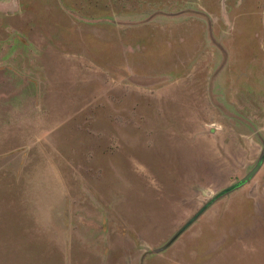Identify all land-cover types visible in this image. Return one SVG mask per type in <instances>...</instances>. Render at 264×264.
Returning a JSON list of instances; mask_svg holds the SVG:
<instances>
[{"label":"rangeland","instance_id":"obj_1","mask_svg":"<svg viewBox=\"0 0 264 264\" xmlns=\"http://www.w3.org/2000/svg\"><path fill=\"white\" fill-rule=\"evenodd\" d=\"M262 157L264 0H0V264H264Z\"/></svg>","mask_w":264,"mask_h":264},{"label":"water","instance_id":"obj_2","mask_svg":"<svg viewBox=\"0 0 264 264\" xmlns=\"http://www.w3.org/2000/svg\"><path fill=\"white\" fill-rule=\"evenodd\" d=\"M264 163V157H262L260 160H259V162L257 163V165L255 166V168L243 179V180H241L239 183H237L235 186H233V187H231V188H229L228 190H226V191H224V192H222L221 194H220V196H223V195H225V194H227V193H229V192H231V191H233V190H235V189H237V188H239V187H241V186H243L244 184H246L247 182H249L256 174H257V172L261 169V167H262V164ZM205 209V208H204ZM203 209V210H204ZM202 210V211H203ZM192 222H193V220H192Z\"/></svg>","mask_w":264,"mask_h":264}]
</instances>
